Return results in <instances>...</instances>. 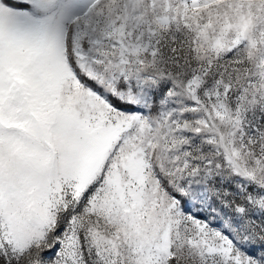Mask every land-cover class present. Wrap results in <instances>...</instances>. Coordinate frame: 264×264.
I'll list each match as a JSON object with an SVG mask.
<instances>
[{"label":"snow or ice","instance_id":"obj_1","mask_svg":"<svg viewBox=\"0 0 264 264\" xmlns=\"http://www.w3.org/2000/svg\"><path fill=\"white\" fill-rule=\"evenodd\" d=\"M0 264H264V0H0Z\"/></svg>","mask_w":264,"mask_h":264}]
</instances>
